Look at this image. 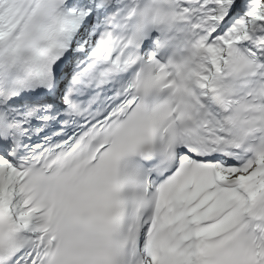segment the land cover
I'll return each instance as SVG.
<instances>
[{
  "label": "snow or ice",
  "instance_id": "obj_1",
  "mask_svg": "<svg viewBox=\"0 0 264 264\" xmlns=\"http://www.w3.org/2000/svg\"><path fill=\"white\" fill-rule=\"evenodd\" d=\"M0 264H264V0H0Z\"/></svg>",
  "mask_w": 264,
  "mask_h": 264
}]
</instances>
